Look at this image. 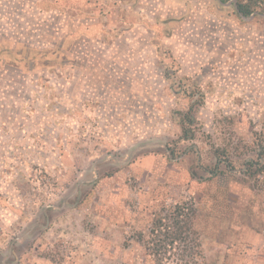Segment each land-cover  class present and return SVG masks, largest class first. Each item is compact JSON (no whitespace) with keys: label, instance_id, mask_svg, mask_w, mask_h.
<instances>
[{"label":"rangeland","instance_id":"1","mask_svg":"<svg viewBox=\"0 0 264 264\" xmlns=\"http://www.w3.org/2000/svg\"><path fill=\"white\" fill-rule=\"evenodd\" d=\"M247 1L0 0V264H152L137 232L180 201L189 264H264V2Z\"/></svg>","mask_w":264,"mask_h":264},{"label":"trees","instance_id":"2","mask_svg":"<svg viewBox=\"0 0 264 264\" xmlns=\"http://www.w3.org/2000/svg\"><path fill=\"white\" fill-rule=\"evenodd\" d=\"M257 1V0H256ZM264 2V0H261ZM253 1L245 3L238 2V10L242 15L252 12ZM264 7V6H263ZM264 11V9H263ZM191 105L180 119L181 138L188 139L193 137L191 128ZM32 148H36L32 146ZM48 170L40 168V177L49 178ZM55 186L53 182L49 186ZM151 224L144 234L143 231L137 232L138 242H142L146 252L152 259V264H189L196 263V257L203 254L199 235L195 225V208L187 201H180L174 204L160 206L159 209L151 212Z\"/></svg>","mask_w":264,"mask_h":264},{"label":"crops","instance_id":"3","mask_svg":"<svg viewBox=\"0 0 264 264\" xmlns=\"http://www.w3.org/2000/svg\"><path fill=\"white\" fill-rule=\"evenodd\" d=\"M45 56H46V55H45ZM45 59H47V57H45ZM263 219H264V216H263ZM253 234H259V233H256V232H255V233H252V232H251V233H248L247 235H248V236H249V235L252 236Z\"/></svg>","mask_w":264,"mask_h":264},{"label":"water","instance_id":"4","mask_svg":"<svg viewBox=\"0 0 264 264\" xmlns=\"http://www.w3.org/2000/svg\"><path fill=\"white\" fill-rule=\"evenodd\" d=\"M251 15H253V14H251Z\"/></svg>","mask_w":264,"mask_h":264}]
</instances>
